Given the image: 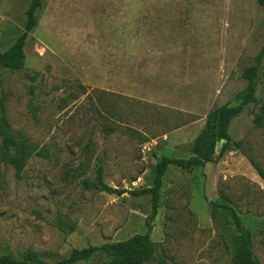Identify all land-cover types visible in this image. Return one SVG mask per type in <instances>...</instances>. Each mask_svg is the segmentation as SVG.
Returning <instances> with one entry per match:
<instances>
[{
    "label": "rangeland",
    "instance_id": "rangeland-1",
    "mask_svg": "<svg viewBox=\"0 0 264 264\" xmlns=\"http://www.w3.org/2000/svg\"><path fill=\"white\" fill-rule=\"evenodd\" d=\"M31 1L0 0V54L24 33ZM38 18L24 69L0 67V254L22 260L34 252L55 264L73 250L147 233L151 197L98 191V167L108 186L132 192L153 185L163 157L188 158L165 150L168 138L189 144L212 110L239 106L242 74L264 46V7L258 0H44ZM255 87L260 103L229 129L239 148L193 173L169 168L152 222L156 254L144 264H233L234 223L213 202L238 212L264 264V122L255 124L264 59ZM6 137L34 149L21 178L4 160ZM108 262L99 254L78 264Z\"/></svg>",
    "mask_w": 264,
    "mask_h": 264
},
{
    "label": "trees",
    "instance_id": "trees-1",
    "mask_svg": "<svg viewBox=\"0 0 264 264\" xmlns=\"http://www.w3.org/2000/svg\"><path fill=\"white\" fill-rule=\"evenodd\" d=\"M260 6L264 7V0H258ZM44 5V0H32L27 12V23L24 33L18 38L16 43L6 52L0 54V67L20 71L25 67L26 53L25 48L27 40L31 33L39 25L38 13ZM264 59V46L256 57L253 66L244 70L242 78L247 82L245 90L240 94L239 106H230L228 104L212 110L206 119L205 128L199 133L192 144V157L189 159H172L163 157L155 168V176L153 185L139 191L128 192L126 190H118L111 188L105 182L103 166L97 169L96 182L92 187L100 192L110 195L123 196L131 194L136 197L150 196L152 211L147 218L148 231L146 234H138L131 239L123 242L107 243L102 247H89L82 250H73L67 257L55 264H78L79 262L89 261L96 255L103 254L108 259L107 264H144L150 260L157 250L156 244L152 240L153 224L156 220L160 202L162 199V189L164 186L163 178L167 174L171 166L178 167L187 173H193L198 169H204L208 164L219 163L230 152L240 147L239 143L232 145L230 136V126L233 120L240 115L244 108L250 104L258 105L260 103L256 96L255 83L259 76V71ZM264 122V106L260 107V113L255 117V124L261 126ZM6 152L4 160L14 167L16 175L21 178L29 158L34 154V149L26 143L16 140L13 137H6ZM223 143L222 148L218 151V146ZM14 151L12 154L11 152ZM2 173L0 171V185L2 182ZM89 187V184H86ZM214 209H222L226 211L232 218L237 239V247L233 264H262L257 261L250 249L249 232L244 230L242 219L238 212L226 203H212ZM71 231L75 230V226L70 227ZM0 264H50L40 255L34 252H28L22 260H16L8 255L0 254Z\"/></svg>",
    "mask_w": 264,
    "mask_h": 264
},
{
    "label": "crops",
    "instance_id": "crops-1",
    "mask_svg": "<svg viewBox=\"0 0 264 264\" xmlns=\"http://www.w3.org/2000/svg\"><path fill=\"white\" fill-rule=\"evenodd\" d=\"M206 124V123H205ZM204 128V127H203ZM187 129V128H186ZM203 130V129H202ZM201 130V131H202ZM179 131V130H178ZM181 131H183V130H181ZM200 131V132H201ZM199 132V133H200ZM199 135V134H198ZM197 135V136H198ZM196 136V137H197ZM196 137H195V139H196ZM194 139V140H195ZM194 140L192 141V142H190L189 144H185L184 142H182L181 141V139L180 138H178V137H175L174 135H171L169 138H168V141L166 142V144H165V146H164V149L165 150H169L170 152H171V150H172V152L173 151H176V150H178V151H188L189 152V157L187 158V157H184V158H186V159H189V158H191L193 155H192V152H191V148H192V144H193V142H194ZM183 158V159H184ZM172 159H176V158H172Z\"/></svg>",
    "mask_w": 264,
    "mask_h": 264
}]
</instances>
